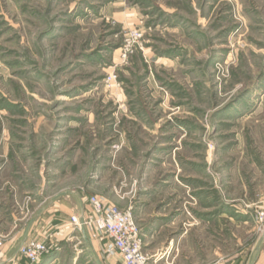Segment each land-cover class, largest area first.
Instances as JSON below:
<instances>
[{
  "label": "rangeland",
  "instance_id": "374dc122",
  "mask_svg": "<svg viewBox=\"0 0 264 264\" xmlns=\"http://www.w3.org/2000/svg\"><path fill=\"white\" fill-rule=\"evenodd\" d=\"M73 195L158 264H264V0H0V234ZM81 238L40 264H90Z\"/></svg>",
  "mask_w": 264,
  "mask_h": 264
},
{
  "label": "crops",
  "instance_id": "0c3cea01",
  "mask_svg": "<svg viewBox=\"0 0 264 264\" xmlns=\"http://www.w3.org/2000/svg\"><path fill=\"white\" fill-rule=\"evenodd\" d=\"M72 197L74 201L70 200V196H59L44 200L39 206L40 208L33 212L32 218L23 227V230L21 225H14L9 231L1 234L5 238V244L0 250V264H23L20 263L19 249L30 240L46 241L54 246L68 240L73 232L82 236L81 243L85 245L84 248L90 259L88 263L103 264L100 252L108 247L109 239L104 236L107 240L104 246L96 240V235L101 233L97 230L95 224L90 221L92 212L86 198L84 199L82 195H73ZM73 217H77L81 222L84 221L87 224L77 228L72 224ZM154 232L155 228L151 229L150 227L146 232H143L147 253H155L159 250L155 242ZM24 261L25 264H29L26 260ZM155 261L158 264L159 261L156 259ZM107 262L108 264H124L118 254L108 255Z\"/></svg>",
  "mask_w": 264,
  "mask_h": 264
},
{
  "label": "built area",
  "instance_id": "2783aa9c",
  "mask_svg": "<svg viewBox=\"0 0 264 264\" xmlns=\"http://www.w3.org/2000/svg\"><path fill=\"white\" fill-rule=\"evenodd\" d=\"M141 39L142 33L138 30L129 34L123 47L124 58L133 52ZM87 202L92 212L90 221L109 239V245L106 247L108 255H120L124 264H157L146 252L142 228L131 209H120L99 196H91ZM72 224L81 228L87 222H81L77 217H73ZM257 224L260 231L264 232V210L257 213ZM4 244L5 238L0 234V250ZM50 250L46 241L30 240L20 247L19 253L29 264H39Z\"/></svg>",
  "mask_w": 264,
  "mask_h": 264
},
{
  "label": "water",
  "instance_id": "95a60500",
  "mask_svg": "<svg viewBox=\"0 0 264 264\" xmlns=\"http://www.w3.org/2000/svg\"><path fill=\"white\" fill-rule=\"evenodd\" d=\"M84 222V221H83ZM264 240V236H262V239H261V241H263ZM51 254L49 253L48 255H46L45 257H48V256H50Z\"/></svg>",
  "mask_w": 264,
  "mask_h": 264
},
{
  "label": "trees",
  "instance_id": "16d2710c",
  "mask_svg": "<svg viewBox=\"0 0 264 264\" xmlns=\"http://www.w3.org/2000/svg\"><path fill=\"white\" fill-rule=\"evenodd\" d=\"M51 255H52V254H51ZM48 257H50V256H48ZM48 257H46V258H48ZM44 258H45V257H44ZM44 258H43V259H44ZM41 261H42V260H41ZM39 264H40V263H39Z\"/></svg>",
  "mask_w": 264,
  "mask_h": 264
}]
</instances>
